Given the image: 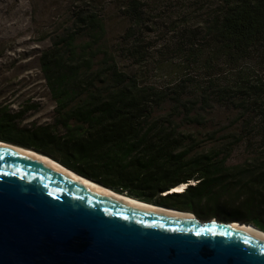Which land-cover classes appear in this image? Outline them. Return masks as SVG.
Listing matches in <instances>:
<instances>
[{"label": "trees", "instance_id": "1", "mask_svg": "<svg viewBox=\"0 0 264 264\" xmlns=\"http://www.w3.org/2000/svg\"><path fill=\"white\" fill-rule=\"evenodd\" d=\"M162 1L75 0L70 23L40 57L51 119L28 120L29 103H0V141L138 201L264 232V0H181L187 14L200 8L202 28L176 49L186 75L160 91L119 65L147 60L141 42L167 19ZM109 9L127 23L115 47L106 41ZM217 111L227 124L210 132V145L198 144L186 129ZM240 144L248 156L231 163Z\"/></svg>", "mask_w": 264, "mask_h": 264}, {"label": "water", "instance_id": "2", "mask_svg": "<svg viewBox=\"0 0 264 264\" xmlns=\"http://www.w3.org/2000/svg\"><path fill=\"white\" fill-rule=\"evenodd\" d=\"M5 144L19 149L0 146V264H264L250 225L130 205Z\"/></svg>", "mask_w": 264, "mask_h": 264}, {"label": "rangeland", "instance_id": "3", "mask_svg": "<svg viewBox=\"0 0 264 264\" xmlns=\"http://www.w3.org/2000/svg\"><path fill=\"white\" fill-rule=\"evenodd\" d=\"M74 1L0 0V103L11 105L14 109L27 103L36 106V110L27 115L28 120L44 122L53 115L54 103L40 71V57L48 48L55 31L70 23L69 13L73 14ZM164 1L158 3L161 4L158 13L167 19L161 26H149L141 42L140 47L147 60L138 64L134 60L123 59L119 65L124 72L137 78L141 85L160 91L186 75L188 68L176 49L180 42L184 45L190 42L187 35L202 28L200 8L194 7L187 14V10L183 11L184 7L180 5L181 0L162 4ZM107 19L106 41L115 47L127 23L117 16L114 9H109ZM184 20L187 22L182 26ZM183 29H186V35L180 33ZM194 77H198L197 74ZM226 117L222 111H217L211 116L210 123L209 113L203 126L186 130L193 133L198 144H206V147L210 145V132L219 130L223 123L227 124ZM247 156L245 145L240 144L233 151L230 162L242 163ZM212 219L230 223L222 217Z\"/></svg>", "mask_w": 264, "mask_h": 264}, {"label": "bare ground", "instance_id": "4", "mask_svg": "<svg viewBox=\"0 0 264 264\" xmlns=\"http://www.w3.org/2000/svg\"><path fill=\"white\" fill-rule=\"evenodd\" d=\"M0 146L1 147L13 148V149H19L18 147L10 146V145L2 143V142H0ZM27 153L38 157L39 159L43 160L45 163H48V165H50L51 167L55 168L58 171H61L65 175L69 176L71 179H73L77 183L86 185L88 187H91L92 189H96V190H98V191H100V192H102L104 194H107L108 196H110V197H112L114 199L120 200V201H122L124 203L130 204V205H136V206H139V207H142V208H146V209H150V210H153V211L170 213V214L176 215V216L194 217V215L191 214V213L179 212V211H177L175 209H173V210L172 209H166L164 207H160V206H157V205L144 203L142 201H138L136 199L130 198V197L126 196V195H122L120 193H116V192H114V191H112L110 189H106V188H104V187H102L100 185H97V184H95V183H93V182H91V181H89V180L77 175L76 173L72 172L69 169H66L65 167L60 165L58 162L52 160L49 157L40 156V155L31 153V152H27ZM185 189H186V184H182V185H179V186L173 188L170 192L171 193H175V192H180L181 193ZM234 225L237 226L236 223ZM246 229H248L252 233L264 238V233H261L260 231L255 229V227L250 225V226H246Z\"/></svg>", "mask_w": 264, "mask_h": 264}]
</instances>
